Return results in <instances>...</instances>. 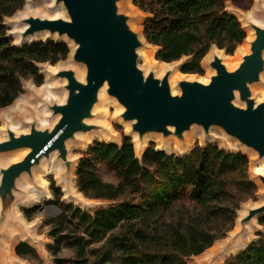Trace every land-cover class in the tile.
I'll return each instance as SVG.
<instances>
[{"label":"trees","instance_id":"1","mask_svg":"<svg viewBox=\"0 0 264 264\" xmlns=\"http://www.w3.org/2000/svg\"><path fill=\"white\" fill-rule=\"evenodd\" d=\"M228 0H132L148 16L143 24L147 42L157 48L163 63L189 58L183 74L202 72V61L213 46L232 56L247 38L238 18L226 9ZM25 0H0V110L23 94V80L43 84L39 64L56 65L69 56L64 43L14 45L5 19ZM247 155L217 144L196 145L186 154H169L148 147L139 159L132 139L120 144L95 141L76 168L77 187L90 200L111 203L93 212L61 201L53 188L52 202L60 215L50 220L48 246L55 264H188L231 232L243 203L257 197L249 177ZM112 173L116 183L104 181L98 169ZM36 208L24 215L31 219ZM263 232L256 241L225 264H264ZM119 230L118 232H116ZM109 248L91 262V246ZM69 249L73 259L60 256ZM18 257L40 261L27 243L15 248ZM116 253V258H113Z\"/></svg>","mask_w":264,"mask_h":264},{"label":"water","instance_id":"2","mask_svg":"<svg viewBox=\"0 0 264 264\" xmlns=\"http://www.w3.org/2000/svg\"><path fill=\"white\" fill-rule=\"evenodd\" d=\"M42 1L52 4L54 11L63 9L65 15L47 18L19 14L5 24L10 29L9 36L18 38L19 43H14L18 47L36 43L39 35H45V43H68L74 49L69 56L72 65L56 72L44 70L50 79L61 82L63 91L61 100L35 96L47 112L46 126L39 122L35 110L30 118L20 119L26 131L11 130L6 119L0 157L16 152L24 155L19 161L0 167V238L9 226L21 227L14 204L21 194L19 183L25 177L32 180L35 168L44 162H59L62 178L68 181L73 166L68 145L79 135L101 130L88 122L103 93L122 108L120 118L129 126L128 137L135 135L140 147L152 135L160 136L163 142L183 143L185 135L194 128H200L205 137L212 129H218L234 140L243 154H253L255 164L264 163V100L256 101L252 95V87L261 83L264 74V26L255 24L248 12L241 19L231 12L244 23L243 29L254 35L237 66L229 70L223 64L224 51L222 55H207V66L214 72L209 81L181 80L177 82L178 91H174L170 66L160 76L152 68L147 73L139 68V50L153 45L143 33L131 28L130 17L119 9V0H30L33 4ZM254 9L264 18L262 1ZM11 28L21 29L12 33ZM215 48L218 49L213 46L211 50ZM75 66L83 68V81L78 79L79 69ZM145 150L140 156L136 154L137 158ZM160 151L166 152L164 148ZM255 180L264 191V174L256 172ZM27 196L36 202L32 192ZM262 217L264 200L238 216L239 232L234 236L244 237L255 220Z\"/></svg>","mask_w":264,"mask_h":264},{"label":"rangeland","instance_id":"3","mask_svg":"<svg viewBox=\"0 0 264 264\" xmlns=\"http://www.w3.org/2000/svg\"><path fill=\"white\" fill-rule=\"evenodd\" d=\"M256 3V0H228L225 4L228 12L231 13L233 11L234 13H236L239 19H241V15L245 12H253ZM118 6L123 13L130 17L131 28L135 32L142 34L143 24L148 19V16L141 12L138 8H136L132 4V0H119ZM55 13L56 12L53 10L52 4L48 2L42 1L38 4H33L30 2V0H25L24 7L14 16L6 18L5 24L12 22L13 19L19 14H32L39 17L51 18L55 15ZM8 30L10 31L9 28ZM37 42H45V40H37ZM67 45L71 53L72 47L68 43ZM243 45H245V42L243 43ZM156 52V48L148 45L141 48L139 50L138 65L139 68L145 73H147L149 69L152 68V70L155 71L156 75L160 76L161 74L157 73L156 69L159 66L161 67V64L158 65L156 64V62H162L156 60ZM245 52L246 50H242L237 55L235 52L232 56L223 54L222 62L229 70H232L241 61L242 55ZM209 53L207 55H209ZM69 56L66 60H62L56 65H51L50 63L38 65L44 79L41 86H37L32 79L22 81L23 94H21L12 105H14L19 99H24L25 101L29 100V102L24 103V107L22 108V110L12 112V114L18 113L19 116H21L20 114H22L23 117L21 116V118H18L19 116H11V120L13 122L19 123V131L27 130V127L23 123L21 124L20 119L30 118V113L34 112L35 108H42L40 100L35 97L32 91H35L33 88H40L46 83L47 75L44 73V70L47 68L50 69L51 67H57L65 64L68 61ZM209 59L210 57L208 56L202 61V72L197 74H183L181 72V66L184 63L188 62L189 58H183L179 62L171 64L170 68L173 70V72L171 73L170 84L172 89L174 91H178L177 82L181 80H198L201 82L209 81L210 77L214 74V72L207 66V62L209 61ZM75 68L84 72L83 68L81 67L75 66ZM54 83V97L58 99H60L61 97V99H63L61 82L58 80H54ZM252 95L256 101L264 100V74L262 76L261 83L256 84L252 87ZM8 108L0 110V129L3 127V124H5L6 119H9L5 113V110H7ZM121 113L122 108L117 104V102L108 98L103 93L100 98L99 104L93 110L92 119L88 122L89 124L100 127L101 130L94 131L93 133L79 135L75 141L70 142L68 145V158L73 165L68 177V181H65L63 178L62 181H59L56 172L45 173L43 167L40 166L34 169L32 180L28 177H25L24 180L19 183L21 194L17 196V200L14 204V210L15 212L19 213L24 222L21 221V227H8L2 238H0V255L1 253H4L8 257V259L14 262V264H55V258L48 250V246L53 243V241L49 237L51 227L48 222H50V220L52 219H55L61 213L57 211L58 208L52 203L55 200L53 188H60V191L62 193L61 201H63L65 204L72 203L74 206L80 207L85 211L93 212L98 208L107 207L111 204L105 201L87 199L81 193H79L75 172L79 161L83 158V155L88 150V147L95 141L104 140V142H115L120 144L124 136H129V126L121 121ZM129 138L132 139V137ZM206 144H217L219 147L226 150L245 153L244 150L240 148L234 140L227 138L220 130L212 129L210 131L209 137H205L200 128H194L191 132L187 133L185 135V141L183 143H179L176 140H168L166 142H163L160 136L152 135L145 140L143 147H140L138 144H134V149L138 156L141 155L142 150H145L150 146H153L157 150L164 148L166 153L169 154H184L189 152L196 145L204 146ZM23 155L24 152H16L0 157V167H6L13 162L19 161L23 157ZM246 155L248 156L250 161L249 177L250 179L254 180L258 192L255 201L249 200L241 205L240 210L237 212V218L240 214L244 213L246 209L256 207L264 200L263 188L255 180L256 165L251 164V158L249 157V154ZM98 173L100 177L106 182H117L114 175L106 171L104 168H99ZM45 190L48 191L49 194H43L41 198L35 203H32V201H30L27 196L29 192H45ZM32 208H36L37 210L31 219H27L24 215V211ZM25 223H27L28 225H26ZM118 231L119 230H117L116 232ZM233 231L234 233L231 235L230 233ZM231 232H229L225 238L215 242L213 247L205 251L202 255L188 258L187 263L225 264L232 257L245 249L251 242L256 241L259 238L258 235L263 232V227L259 225L258 220H255L254 224L249 227V231L244 237L234 236L235 234H237V232H239L237 223L235 224V227ZM20 233L23 235V238L19 237ZM20 243H27L32 246L38 254L40 261L18 257L15 253V248ZM108 249L109 248L103 246V243L91 246V250L94 251V253H91L89 256L91 262L95 260V256L97 254H99L100 256ZM60 256L69 260L73 259L72 252L69 249L65 248H63L60 252ZM113 258H116V253H113Z\"/></svg>","mask_w":264,"mask_h":264},{"label":"bare ground","instance_id":"4","mask_svg":"<svg viewBox=\"0 0 264 264\" xmlns=\"http://www.w3.org/2000/svg\"><path fill=\"white\" fill-rule=\"evenodd\" d=\"M257 2L259 1H262L263 4H264V0H256ZM55 15L51 18H58L59 16H64L65 13H64V10L63 9H57L55 11ZM251 20L259 25V26H264V18L260 17L258 14L256 15V12H255V9L253 10V12H250L248 13ZM242 25L244 26V23H242ZM12 29V33L17 30L16 28H11ZM21 29V28H19ZM18 29V30H19ZM142 38V36H140ZM254 38V35H253V32L251 30H247V38L245 39V45H241L238 47V49L236 50V55L238 53H240L242 50H246L247 47L249 46V42L252 41ZM37 40H45V35H39L37 36ZM14 43L15 44H18L19 41H18V38L17 37H14ZM154 47V46H153ZM155 48V47H154ZM157 49V48H156ZM74 51V49H72V52ZM218 54V55H222L223 54V51L221 50H218V49H213L210 51L209 55L211 54ZM177 63V62H175ZM156 64L160 65L161 64V67L159 66L156 71L157 73L159 74H162L165 70V68L169 67L170 65L169 64H165V63H159V62H156ZM72 65L71 63V57H69L68 61L61 65V66H57V67H51L50 70L52 72H56L59 68H68ZM77 76H78V79L83 81V78H84V72L82 70H78L77 72ZM47 77V81L46 83L40 87V88H33L35 91H32L34 93L35 96H41V95H44L46 98L50 99V98H56L54 97L53 95V88L55 86V83H54V80L50 79L48 77V75L46 76ZM31 89V90H33ZM27 100V99H26ZM60 100H61V97H60ZM26 102H29V100L25 101L24 99L23 100H18L14 105H12L10 108H8L7 110H5L6 112V115L7 117L9 118L8 119V122L10 123V128L11 130L15 131V132H18L20 130V125L19 123H15L13 122L11 119V116H12V112L14 111H19V110H22V108L24 107V103ZM35 111H36V115H37V118L39 120V122L42 124V125H47V120H46V115H47V112L44 110V109H37L35 108ZM5 124H3V127L0 129V140H2L4 138V134H3V130L5 128ZM102 140V139H100ZM104 141V140H102ZM132 142L134 144H137V139H136V136L135 135H132ZM160 144V143H159ZM177 147V146H176ZM249 154V157L251 158V164H255L254 163V155L253 154ZM256 167H255V172H258V173H261V174H264V163H259V164H255ZM42 167L44 169V172L46 173H49V172H56L57 173V178L59 181H62V172H63V168H62V165L58 162V163H53V164H46L45 162L42 164ZM34 198H35V201L39 200L41 198V196L43 194H49L48 191L45 190V192H32ZM17 216H18V219L21 220L22 222H24V220L20 217L19 213H17ZM26 225H28L27 223H25ZM237 228V227H236ZM235 228V230H236ZM234 230V231H235ZM231 232L230 234H233L234 233ZM19 237L20 238H23V235L20 233L19 234ZM0 264H14L13 261H11L10 259H8V257L4 254V253H1L0 255Z\"/></svg>","mask_w":264,"mask_h":264}]
</instances>
